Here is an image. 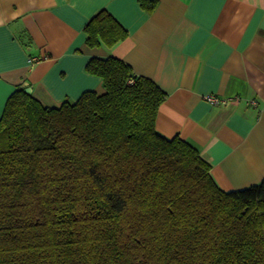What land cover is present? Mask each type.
<instances>
[{"label":"trees","instance_id":"obj_1","mask_svg":"<svg viewBox=\"0 0 264 264\" xmlns=\"http://www.w3.org/2000/svg\"><path fill=\"white\" fill-rule=\"evenodd\" d=\"M153 11L157 0H138ZM88 47L127 29L100 8ZM103 90L44 105L17 88L0 116V264H264V177L221 189L211 164L155 128L166 92L116 56Z\"/></svg>","mask_w":264,"mask_h":264},{"label":"crops","instance_id":"obj_2","mask_svg":"<svg viewBox=\"0 0 264 264\" xmlns=\"http://www.w3.org/2000/svg\"><path fill=\"white\" fill-rule=\"evenodd\" d=\"M0 0V116L18 85L44 105L101 92L92 56H116L167 94L155 128L211 164L224 190L264 177V0ZM106 8L128 35L88 47L83 27ZM206 94L227 97L213 105ZM255 101L252 105L250 101Z\"/></svg>","mask_w":264,"mask_h":264},{"label":"built area","instance_id":"obj_3","mask_svg":"<svg viewBox=\"0 0 264 264\" xmlns=\"http://www.w3.org/2000/svg\"><path fill=\"white\" fill-rule=\"evenodd\" d=\"M204 99L206 101H208L209 103L213 104V105H219V104H224L227 102L228 98L227 97H220V96H217V95H214V94H206L204 96ZM250 103L252 105H255L256 102L255 101H250Z\"/></svg>","mask_w":264,"mask_h":264},{"label":"water","instance_id":"obj_4","mask_svg":"<svg viewBox=\"0 0 264 264\" xmlns=\"http://www.w3.org/2000/svg\"><path fill=\"white\" fill-rule=\"evenodd\" d=\"M24 90H25L26 92H28V93L31 92V88H30L29 86H25V87H24Z\"/></svg>","mask_w":264,"mask_h":264}]
</instances>
